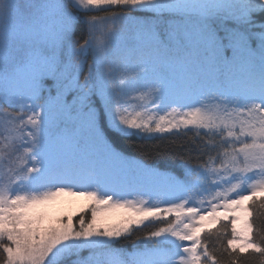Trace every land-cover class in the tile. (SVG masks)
I'll return each instance as SVG.
<instances>
[{
    "label": "snow or ice",
    "instance_id": "snow-or-ice-1",
    "mask_svg": "<svg viewBox=\"0 0 264 264\" xmlns=\"http://www.w3.org/2000/svg\"><path fill=\"white\" fill-rule=\"evenodd\" d=\"M261 217L264 0H0V264H264Z\"/></svg>",
    "mask_w": 264,
    "mask_h": 264
},
{
    "label": "rangeland",
    "instance_id": "rangeland-1",
    "mask_svg": "<svg viewBox=\"0 0 264 264\" xmlns=\"http://www.w3.org/2000/svg\"><path fill=\"white\" fill-rule=\"evenodd\" d=\"M87 201L82 197H62L59 202L50 206L49 212L53 216L71 215L79 212Z\"/></svg>",
    "mask_w": 264,
    "mask_h": 264
},
{
    "label": "trees",
    "instance_id": "trees-1",
    "mask_svg": "<svg viewBox=\"0 0 264 264\" xmlns=\"http://www.w3.org/2000/svg\"><path fill=\"white\" fill-rule=\"evenodd\" d=\"M153 143H155V141ZM261 220H264V217H261ZM261 220H257V223H260ZM209 239H212L215 242V237L214 236L210 237ZM225 243H226V240H225Z\"/></svg>",
    "mask_w": 264,
    "mask_h": 264
}]
</instances>
